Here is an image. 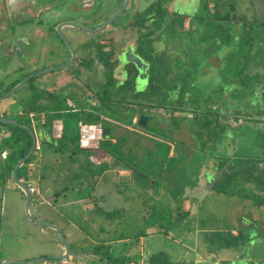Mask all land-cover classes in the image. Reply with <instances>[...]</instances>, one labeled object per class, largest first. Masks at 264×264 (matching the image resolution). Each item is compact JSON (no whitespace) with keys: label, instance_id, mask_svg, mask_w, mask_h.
<instances>
[{"label":"rangeland","instance_id":"1","mask_svg":"<svg viewBox=\"0 0 264 264\" xmlns=\"http://www.w3.org/2000/svg\"><path fill=\"white\" fill-rule=\"evenodd\" d=\"M77 1L80 3V0ZM224 1L230 4L225 11L227 16L233 15L239 17V19L247 21V23H249L248 20L253 18L250 0ZM66 2H69V0H63V3ZM122 3L123 0H93L90 9L97 13L98 22L105 20L106 17L117 11L116 9ZM223 25L225 28V23ZM249 27L251 30V25ZM12 28L11 32L17 30L14 24ZM39 29L41 27L31 28L27 23L22 22V26H20L18 32L24 30L27 37L37 39L39 38ZM240 29L236 31L232 28L231 33L223 29V33L218 32L217 36L214 35L213 30L209 31L210 33H207L205 30L197 41L188 36L186 42L181 44L177 43L180 35L168 37L167 42L169 44L173 45L176 42L174 48H176V53L178 52L177 54L175 53L176 60H174L176 61L177 70L174 81L176 85L181 83L180 86H182V90L184 91L183 99L175 103L178 104V107L180 103L181 107L187 109V111H177L176 114L172 115L171 108H163L164 112H161L162 115H151L149 117L147 126L138 125V128L135 126V128L139 129V132L132 130L131 136L141 138V142L137 146H141L142 148L129 147L128 151L125 152L123 162L126 165L123 166L127 170V173L119 175V169L113 171L112 167L109 173L106 174L118 178L115 181L116 185H108L106 190L104 188L99 190L96 187L97 191L94 197L98 199L103 198L102 203L104 204L100 206L107 205L109 210H106V213L113 215H116V213L122 214L120 224L110 227L106 233H97V236L100 238L112 240L105 243L99 241L100 244L97 246V250L110 255L113 261L117 262L118 259H122L125 261V264H142L141 259H143L144 254L149 250L146 248L144 253H140L142 250L137 239L140 236L147 237L149 231L162 226L159 242L161 244L158 253L154 258H150L151 254H145L151 264L154 262L155 264H172L183 256L185 258L184 252L186 249L181 243L179 244L173 240L172 237L165 241L166 234L185 240L187 242L186 245H196V250H201V252L213 250L212 252L215 253L213 255L216 257L222 258L225 254L231 253L233 255L231 260H236L238 264H264V204H258L250 198L221 193L217 190L216 185L214 187V184L220 179L219 175L222 173V169L219 170L221 159L239 163L244 160L250 162L264 160L263 127L261 125L258 126V124L256 125L258 128L253 127L256 120L251 119V122L245 121L248 116L258 118L257 112H260L264 107L263 101L261 100L259 104L253 94V82L260 80L264 82V66L262 65L264 62V44H258L255 48L251 49L253 50L252 52H256L255 55H252L249 50L246 52L244 46L241 48L238 46V43H242L237 38ZM8 31L10 30L7 26L5 30L0 31V37L3 35L8 36L6 34ZM255 31L258 36L257 38L262 37L259 34L261 32L260 27L256 26ZM247 34L249 35V33ZM247 34L246 39L248 40ZM80 36L95 38L97 35L81 31ZM8 38L10 39V36ZM216 38L218 39V43H215ZM58 40L52 41L53 46L59 43ZM228 40L232 44V52L228 50L227 44H223ZM251 43L249 44L248 40V49H250ZM200 44H203L202 48H199ZM23 48L26 49V55L32 53L34 50L30 47L27 48L24 44ZM228 52L230 55H228ZM25 57L10 56L0 45V96L7 93L9 88H12L18 79L32 69L31 63L24 60ZM22 60L24 61L23 63ZM253 61L259 63L257 69L254 70L257 73L248 71V64ZM183 62L186 63V68L185 66L181 65L180 67L177 65ZM215 64L218 65L215 66ZM19 65L23 66V68L18 67ZM35 65L41 69L49 66L50 63L41 61ZM181 69L186 74L183 75L184 71H181ZM42 76L40 75V77ZM54 76H56V72ZM28 84L26 85L28 86ZM120 84V82L115 81V85ZM143 84V88H145L150 83L146 81ZM26 85L13 95L0 101V115H6L10 119L17 118V115L14 113L15 110L20 105L26 108V103L23 102L28 97L31 98L33 96V91ZM109 85L110 83L106 84L103 91L109 88ZM75 86L81 87L82 81L76 82ZM167 93V91L158 93L161 103H167V99L164 97ZM179 93V91L171 92L175 96V100H178ZM64 94L73 99L85 113L84 109L88 106L87 100L80 101L77 93L74 91L62 93V95ZM224 95L230 97L231 103L226 102V104L213 107L212 103L218 98L221 102ZM143 96L146 98H143ZM161 96L164 98H161ZM249 96H251L249 100L253 101L254 105V109L252 110L253 115L246 111L243 115L248 116L244 117L240 112H233L234 110L238 111L239 108L241 109L242 105L245 107L246 101L244 102L242 99ZM141 97L145 102L148 101L146 99H150V97L147 98V94H142ZM185 97L187 98L185 99ZM112 106L109 110L102 109L97 110V112L98 114H106L107 118H115L126 126L135 124L131 118L133 116H140L143 112V110H125L119 104H113ZM60 107L65 110L63 118L67 125V139H70L75 144L78 142L79 112L66 110L67 105L65 101L61 102ZM155 107V105H150L148 109L151 110ZM191 107H193V111H189V109H192ZM155 109L157 110V107ZM227 110L233 113H227L228 116H226L228 118L225 120V123L237 127L225 126L222 121L220 122L219 118L223 119V115ZM102 111L103 113H101ZM179 113L180 115L184 114L182 117L187 119V123L184 121L180 125L181 119L178 117ZM83 118L84 120H88L86 117ZM237 119L243 124L238 126L239 124L237 125L235 122ZM103 122L106 128L112 129V134L109 135L107 140L103 139L101 141L102 146L113 147L115 150L117 147L119 152L122 141L126 142L128 135H117L119 144L117 146L112 145L110 138L115 136V125L111 124V121L108 119ZM207 123L213 124V136L209 137L204 131L208 128H206ZM121 124L120 127L126 129V126ZM175 127L176 131L173 134L171 128ZM149 136L155 138V143H157L156 149L152 153L145 150L147 148H154L152 146V139ZM37 140L41 143L44 154L55 148L53 144L44 141L40 133H37ZM135 149L138 155L143 156L139 161L135 158ZM80 155H82L81 152L75 150V154L71 156H62L61 161L60 159L59 161L56 159L47 161L44 157L43 164L37 151H34L30 158L35 161L34 170L38 167L36 166L37 164H40L38 170L41 167L48 172L50 171L51 175H54L57 169H59L60 172H64L60 179L65 180L67 178L63 177H70L73 172H76V175H83L81 172L83 170L80 167L89 171L94 169L93 164L83 158V155ZM164 157L169 159L168 162L162 163L158 160V158ZM2 163V159L0 158V171L2 170ZM27 165L24 164L20 168V173L25 169L28 171ZM102 172L103 170H98L97 174ZM218 173L219 175H217ZM144 174L146 177L143 176ZM29 181V178L25 179L26 184H29ZM47 181L48 179L45 182ZM41 182L42 179L40 182L36 179L34 184L38 187ZM150 182L154 184H150ZM15 188H17V185L13 182L12 176L7 181H3L0 178V252L2 251L0 256H4L9 251L12 252L18 244H22L33 238L24 231H36L35 234L38 239L45 236L40 231L39 226L42 227V225L31 226L33 224L29 222L30 219L24 218L23 212H14L10 215L12 201L19 205L20 211H22L24 204L22 200L24 192L18 187V190L23 192V195L19 194L17 190H14ZM108 190H110V193ZM35 194L33 193L34 203L37 202ZM99 203L101 202L97 203L98 208L95 211V220L98 219V214L101 213ZM32 210L35 212L33 215L38 217L39 213L36 207H33ZM16 214L20 215L17 219H24V224L21 222L22 226L19 222L16 225L13 224V216ZM13 226L18 227L17 233H8V228H13ZM230 231L234 234L233 236H231L232 233ZM240 231H242L243 237H240ZM246 238L247 242L245 246L241 245L242 239ZM118 239H122V242H119ZM226 240L231 241V249L227 248ZM146 245H148V242ZM190 252H192L191 248L186 251V256H190L189 261L191 264H196L192 256L194 252ZM133 255L137 257L131 262L130 257ZM104 257L106 258V256Z\"/></svg>","mask_w":264,"mask_h":264},{"label":"flooded vegetation","instance_id":"2","mask_svg":"<svg viewBox=\"0 0 264 264\" xmlns=\"http://www.w3.org/2000/svg\"><path fill=\"white\" fill-rule=\"evenodd\" d=\"M125 1L123 0V3L116 9L117 11L125 4ZM250 3L253 18L248 20L249 23H247L239 17L227 16L225 11L230 4L224 0H130L128 7L120 16L102 31L95 32L94 30L101 28L117 11L106 17L105 20L97 22V13L90 9L93 0H80V3L77 0H69L66 3H63V0H0V31L5 30L7 26L10 30L6 33L10 36V39L8 36L3 35L0 37V45L10 56H26L24 60L29 61L32 65V69L18 79L13 87L9 88V91L21 80L31 76L32 78L24 84L25 86L29 83L26 86L33 91L31 100L26 99L23 102L26 103V107L32 101L38 104V97L40 96L47 98L48 101L39 106L46 109L57 107L59 104L55 105L54 101L65 97V99L68 98L71 101V104L69 100L67 101L69 108L74 111H83L73 99L66 94L62 95V93L74 91L80 101L87 100V107L91 110L96 108L109 110L113 107V104H119L125 110H143L141 114H147L149 117L151 115H162L163 108L167 107L171 108L172 115L176 114L177 111L186 112L187 109H183L180 103L179 107L175 103L183 99L184 91L180 86L181 83L176 85L174 81L177 74L176 61H174L176 60V48H174L176 42L173 45L169 44L167 42L168 37L180 35L177 43L181 44L186 42L188 36L197 41L205 30L207 33L213 30L214 35L217 36L218 32L223 33V29L231 33L232 28L239 31L241 26L237 38L242 43H238V46L240 48L244 46L246 52L249 50L252 55H255L256 52H252L251 49L258 44H264V40H262L264 39V0H250ZM125 19L126 21H124ZM121 20L122 22H120ZM22 22L27 23L31 28L41 27L39 38L31 39L27 37L24 30L18 32ZM13 24L17 27V30L11 32ZM249 25H251V30ZM256 26L260 27L261 32L259 34L262 36L260 38H257ZM81 31L97 36L95 38L83 37L80 36ZM246 34L249 44L252 42L250 49L247 46ZM55 39H59V43L53 46L52 41ZM229 42L230 40L223 44H227L228 50L232 52V44ZM215 43H218L217 38ZM23 44L27 48H33V52L26 55ZM202 47L203 44H200L199 48ZM133 55L141 59L143 69H140L135 62L128 60L129 56ZM228 55H230L229 52ZM41 61L48 62L50 65L40 69L35 64ZM258 64L256 61L248 64V71L253 73ZM177 65L186 68L185 62ZM217 65L215 64V66ZM262 65L264 66V62ZM18 67L23 68L21 65ZM56 68L57 70H54ZM181 71L184 70L181 69ZM55 72L56 76L53 77ZM254 72L257 73V71ZM184 74H186L185 71ZM40 75L43 76L40 77ZM80 81H82V86L76 87V82ZM115 81L121 83L115 85L114 89H118L116 91L113 90L111 85V82ZM146 81L150 84L143 88V82ZM108 83H110L109 88L103 91ZM155 83H158V87L153 91L151 86ZM253 86V94L259 104L261 100L264 104V82L261 80L253 82ZM163 91L168 92L164 96L167 103L159 101L158 93H163ZM174 91L180 92L177 97L178 100H175V96L171 94ZM142 94H147V98L150 97V99H146L148 101L145 102L143 99L145 96L142 98ZM164 97L161 96V98ZM250 97L242 99L244 102L246 101L245 107L242 105L241 109L239 108L238 111L234 110L233 112H240L244 116V112L248 111L253 115L254 105L253 101L249 100ZM170 98L172 99L171 102ZM226 102L230 104L231 99L224 95L221 102L218 98L212 103V106L216 107L220 104H226ZM150 105H155L157 110L156 107L151 110L148 109ZM191 108L189 111H193V107ZM24 109L23 105H20L15 111L22 113ZM233 112L227 110L223 115V119L219 118L220 122L222 121L225 126L237 127L225 123L228 118L227 113L231 114ZM257 115L258 118H251L247 115L248 118L245 121L256 120L253 127L258 128L261 125L264 131V107L260 112H257ZM140 116H133L131 118L132 122L136 119L134 122L139 125ZM182 116L184 114H178L181 119L180 125L184 121L187 123V119ZM235 122L237 125L239 124L238 126L243 124L240 123L239 119ZM119 123L121 124V122ZM148 123L149 120L147 125ZM257 124L258 126H256ZM206 128L207 130H204L206 134L209 137L213 136V124L207 123ZM171 129L174 134L176 127ZM4 155L6 154L4 153ZM249 164L264 167V160L250 162ZM233 166L234 161L225 160L219 167V170L224 169L222 176ZM215 185L216 183L214 187Z\"/></svg>","mask_w":264,"mask_h":264},{"label":"crops","instance_id":"3","mask_svg":"<svg viewBox=\"0 0 264 264\" xmlns=\"http://www.w3.org/2000/svg\"><path fill=\"white\" fill-rule=\"evenodd\" d=\"M31 98L28 97L27 100H31ZM38 100L39 101L37 105L45 104L44 102L48 101L47 98L42 97V96L38 97ZM68 100L70 99L68 98L66 99L64 98V100H62V98L56 99V101H54V104L55 105L59 104L60 106L61 102L65 101L67 105ZM52 108L53 107L51 108L48 107L47 109L43 108L40 111L42 113V116H45L46 114L60 113L59 109L54 108L55 110H53ZM84 110H85L84 117H86L87 119L91 114H95L100 118V120L103 119L104 121L108 119L109 121H111V124L115 125V132H114L115 136L110 138L112 145L117 146L119 144L117 135H122V134L128 135L126 142L122 141L119 152H118L117 147H116V150L113 147H109V148L107 146L103 147L102 143H101V147L98 150H94V149L81 148L79 146V140L77 143L73 144V142L70 139H66V140L54 139V136L52 134L50 135L49 132L44 127H39L35 125V118H33V122H34L33 125H34V131H35L36 136H37V133H40L44 141L46 140L47 142L53 144L55 147L53 150L44 154L43 147L41 143L37 140V142L41 145V150L37 153L40 155L39 157H40V161L42 160V164H43L44 157L46 158L47 161L53 160V159H56L58 161L60 159L61 161L62 156H71L75 154V150H78V152H81V154L83 155V156L82 155L80 156H82L87 161L93 164L94 169L92 171H89V170H86L80 167V169L83 170L81 171L83 175H76L77 173L73 172V174L70 177L64 176L63 178H67V179L62 180L60 179V177L61 175L64 174V172L62 171L60 172V170L57 169L54 175H51L50 171L48 172L41 167L38 170V167L40 164L39 165L37 164L36 166L38 167H36V169L34 170L35 161H32L31 162L33 163L32 165L29 163L26 166V168H28V171L27 169L23 171V174H22L23 178L21 179L24 181V179L29 178L30 181L28 185H32L34 187H36V185L34 184L35 180L37 179L40 182L42 179V182H41L42 184L40 183V186L36 187L37 189V192L35 194L37 197L36 203H34V197H33V204L31 206L32 213L35 214L32 208L36 207L37 212L39 213L38 217L60 227L63 230L64 235L66 236L71 249L74 251H78V253L81 252V254H75V255H71L70 257H68L66 259L67 260L66 264H125L124 263L125 261H123L122 259H118L117 262L115 260L113 261V258L110 255L102 253L101 251L97 250V246L100 244L99 241H103L104 243L112 241L109 238L106 239V238L98 237L97 233H101V232L106 233V231H108L110 227H115L118 224H120L122 220L121 219L122 214L116 213V215H113V214L106 213V210H109L107 208V205L100 206L101 204H104L102 203L103 198L98 199L94 197V194L97 191L96 187L99 190H101L102 188L106 190L107 189L106 187H108V185H116L115 181L118 180V178L114 177L113 175L110 176L109 174H106V173H109L112 167H113V171L119 169V175H121V173H127V170H125L123 166V165H126L123 162L124 161L123 157L125 156V152L128 151L129 147H136L137 149L142 148L141 146H137L138 144H140L141 138H138L136 136L135 137L131 136L132 130H134L135 132H139V129H137L138 124L135 123V126H137V128H135L134 124L131 126L130 125L126 126V125L121 124L123 126H126L125 127L126 129H123L122 127H120V123L118 122V120H116L115 118H111V119L109 117L107 118L106 114H98L97 109L91 110V108L85 107ZM61 112L64 113L65 110ZM14 113L16 114L19 112L15 111ZM101 113H103V111ZM59 119H63V118H59ZM110 130L112 134V129ZM107 137H109V135H107ZM149 137L150 139H152V143H153L152 146L154 148H147L145 150L150 151L152 153L156 149L157 143H155V140H156L155 138H152L151 136ZM134 153H135V158H137L138 161L143 158V156L138 155V153L136 152V149ZM158 160L162 163H166L168 162L169 159L164 157V158H158ZM98 170H103V172L97 174ZM143 176H145V174ZM46 179H48L47 182H45ZM150 184H154V183L150 182ZM14 190H17L19 194L23 195V192L19 191L18 187L15 188ZM108 192L110 193V190H108ZM22 200L24 203L22 211L19 210L18 204H16L14 201L11 202L10 215H12L14 212H18V213L23 212L24 218H27L25 216V207H24L25 194L23 195ZM98 202H101L98 204L100 206L99 210L101 211V213L98 214V219L95 220V216H96L95 211L98 208L97 207ZM13 217H14L13 224L16 225L18 224V222L21 226L24 224L23 223L24 219H21V218L17 219L18 217H20L19 214H16ZM29 222L33 224L31 226L40 225L39 223H35L34 221H31V220H29ZM39 227H40L41 233L45 234V237H48L55 242L56 247L54 251L36 249V250H32L24 254H14L9 251L4 256L0 257V263L3 260H29V259H33L36 257L46 256V255H51V254L53 255L64 254L65 247L59 236V233L55 229H52V228H49L43 225L42 227L41 226ZM161 227L162 226H160V228L158 229L149 231L148 232L149 235L147 237L140 236L137 239V241H139V245L142 250L140 251V253L142 252L144 253L146 248H148L149 251L147 253L151 254L150 258L151 257L154 258L156 256V254L158 253L160 244H161L159 243L160 236H161V232H160ZM17 228L18 227H14V226L13 228L9 227L8 233L10 234L17 233V231L19 230ZM24 232L30 235L31 237L36 238V234H35L36 231L27 230ZM168 232L170 233V231ZM166 235L167 236L165 237V241H167L168 239H170V237H172L173 240H175L179 244L181 243L182 246L186 249V251L189 248H191L192 252L190 253L194 252L192 256L195 259L196 264L200 258L209 259V258L216 257L215 255H213L215 254L212 252L213 250L211 251L207 250L205 252H201V250H196V245L194 244L186 245L187 242L185 240L181 238H176L175 236L173 235L171 236L170 234H166ZM33 238L26 241V243H32L34 240L37 239L36 238L32 240ZM121 240L122 239H118L119 242H122ZM147 242H148V245H146ZM230 247L231 246H227L228 249H231ZM186 251L184 252L185 258L183 256L182 258L177 259L172 264H191L189 261L190 256L189 255L186 256ZM101 254L103 255L101 256ZM145 254H144L143 259H141L142 264H151L149 263L150 260L146 258ZM229 254L228 253L225 254V256L222 258L220 257H216V258L223 259V261H228V260H231L233 257L231 253ZM104 256H106V258ZM136 257H137L136 255L131 256L130 257L131 262H133L134 258ZM197 257H199V259ZM57 264H61V262H57ZM153 264H155V262ZM156 264H159V263H156Z\"/></svg>","mask_w":264,"mask_h":264},{"label":"trees","instance_id":"4","mask_svg":"<svg viewBox=\"0 0 264 264\" xmlns=\"http://www.w3.org/2000/svg\"><path fill=\"white\" fill-rule=\"evenodd\" d=\"M111 85L113 86L114 91L118 90L116 88L114 89L115 82H111ZM152 85L153 86L151 87L153 91L157 89V83ZM27 106L28 107H26L22 113H16L17 118L12 119L17 120L34 130V122L33 119L30 117V114L35 113V125L39 127H44L50 135L53 133V123L55 119L63 118L64 115V113L61 112L64 109L60 108V106L58 105L57 107H53L52 109H59L60 113L46 114L45 116H42V113L40 112L43 107L37 105L36 102H29ZM67 109L72 112H79L78 122H80V120L82 119L84 120V111H74L69 107ZM96 109L99 110V108ZM4 117L7 116L4 115ZM63 120L65 122V129L63 138L61 139L66 140L68 138L67 125L64 118ZM99 120L100 118L97 115L91 114L88 117V120L86 121L97 122ZM0 135V158L3 162L1 166L2 170L0 171V178L3 181H7L9 178H11L12 169L14 165L29 151L32 145V135L28 130L22 127L4 122H0ZM107 138L108 137L105 136V139ZM4 153L6 155H4ZM32 161L34 160H31V158H29L25 164H29ZM224 161L225 159H221L220 166ZM249 163L250 161L247 160H244L240 163L234 162V166L230 168V170H228L225 175H223L218 180V182L216 183V188L221 193H229L232 195H238L242 198H250L255 200L258 204H264V167L256 164L254 166ZM22 174L23 171L22 173H20L19 169L18 177L23 178ZM230 233H232V231H230ZM240 234V237H243L242 231H240ZM233 235L234 234L232 233L231 236ZM242 240L243 241L241 242V245H244L247 242V238ZM226 246H232L230 240H226Z\"/></svg>","mask_w":264,"mask_h":264},{"label":"water","instance_id":"5","mask_svg":"<svg viewBox=\"0 0 264 264\" xmlns=\"http://www.w3.org/2000/svg\"><path fill=\"white\" fill-rule=\"evenodd\" d=\"M129 1L130 0H126L125 4L115 13L113 14L107 21L106 23L99 29L94 30L95 32H100L102 31L106 26H109L111 24V22L113 20H115L118 16H120L124 10L128 7L129 5ZM262 20V19H261ZM128 60L135 62L138 67L140 69H143L142 66V61L139 57L137 56H129ZM54 70H57L54 69ZM38 76V75H35ZM32 77L29 76L27 78H24L23 80H21L13 89H11L9 92L5 93L4 95L0 96V101L4 100L5 98H7L8 96L13 95L15 92H17L18 90H20L24 84L31 79ZM149 120V115L147 114H143L140 116V120H139V125L141 126H146L147 122ZM0 122H4V123H8V124H12L15 126H19L22 127L26 130H28L31 135H32V145L29 149V151L14 165L13 169H12V180L13 182L17 185V187L21 188V190L24 192L25 194V216L36 222L39 223L40 225L55 229L58 233L59 236L64 244L65 247V253L62 255H46V256H40V257H36L33 259H29V260H3L0 264H29L32 263L34 261H39L45 258H51V259H55V260H65L68 257H70L71 255H75V254H81V252L78 253V251H74L71 249L70 244L66 238V236L64 235L63 230L58 227L57 225L45 221L41 218L35 217L33 215V213L31 212V206L33 204V194L30 191L29 185L26 184L21 178L18 177V170L26 163V161L30 158V156L32 155V153H34L36 144H37V136L35 134V131L30 128L29 126L15 120V119H10L8 117H4L2 115H0ZM111 134V130L109 128H105V135H110ZM221 175H219L220 177L222 176V174L224 173V169H222L221 171ZM213 186V185H212ZM55 242L53 240H51L48 237H41V238H37L36 240H34L32 243H22V244H18L16 247H14V250H12L11 253L14 254H24L27 253L29 251L32 250H36V249H44V250H48V251H54L55 250ZM1 257V256H0ZM199 259V258H198ZM197 264H238V262L236 260H228L223 262V259H218V258H209V259H205V258H200L197 262Z\"/></svg>","mask_w":264,"mask_h":264},{"label":"built area","instance_id":"6","mask_svg":"<svg viewBox=\"0 0 264 264\" xmlns=\"http://www.w3.org/2000/svg\"><path fill=\"white\" fill-rule=\"evenodd\" d=\"M71 104V101L69 100ZM30 117L33 119L35 118V113H31ZM136 121V119L134 120ZM105 124L103 119L97 122H90L81 120L79 122V133H78V140L79 146L84 149H94L98 150L101 147V141L105 138ZM65 129V123L63 119H55L53 123V136L56 139L63 138ZM41 150V145L37 142L35 150L39 152ZM31 165L33 163H30ZM31 193H36V187L29 185ZM57 262H61V264H66L67 260H55L51 258H45L39 261H34L30 264H57Z\"/></svg>","mask_w":264,"mask_h":264}]
</instances>
